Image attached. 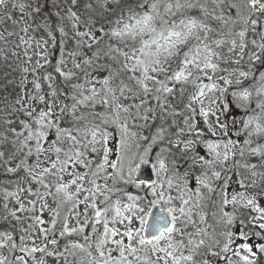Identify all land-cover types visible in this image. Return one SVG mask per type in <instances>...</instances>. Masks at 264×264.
I'll return each mask as SVG.
<instances>
[{
	"label": "snow or ice",
	"instance_id": "snow-or-ice-1",
	"mask_svg": "<svg viewBox=\"0 0 264 264\" xmlns=\"http://www.w3.org/2000/svg\"><path fill=\"white\" fill-rule=\"evenodd\" d=\"M0 264H264V0H0Z\"/></svg>",
	"mask_w": 264,
	"mask_h": 264
}]
</instances>
